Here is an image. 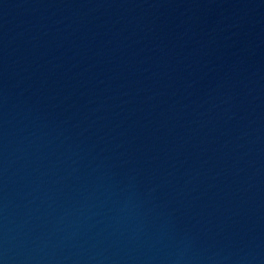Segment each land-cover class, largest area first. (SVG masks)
Returning <instances> with one entry per match:
<instances>
[{
	"label": "water",
	"instance_id": "water-1",
	"mask_svg": "<svg viewBox=\"0 0 264 264\" xmlns=\"http://www.w3.org/2000/svg\"><path fill=\"white\" fill-rule=\"evenodd\" d=\"M0 264H264V0H0Z\"/></svg>",
	"mask_w": 264,
	"mask_h": 264
}]
</instances>
